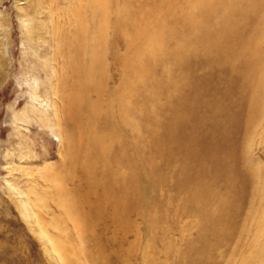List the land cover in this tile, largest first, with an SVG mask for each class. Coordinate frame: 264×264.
<instances>
[{
	"label": "rangeland",
	"instance_id": "374dc122",
	"mask_svg": "<svg viewBox=\"0 0 264 264\" xmlns=\"http://www.w3.org/2000/svg\"><path fill=\"white\" fill-rule=\"evenodd\" d=\"M155 1L131 0L130 10L148 13ZM34 3L0 0V264H63L37 229L40 220L49 223L54 216L62 218L68 264H177L189 242L203 247L197 240L201 225H220L226 234L219 236L215 226L201 233L215 243L212 264H225L241 240L252 245V237L264 229V118L247 133L252 87L246 55L229 52L219 62L193 42V33L181 36L188 9L182 0L167 16L165 49L145 60L142 79L135 80V69L124 66L133 42L113 26L106 35L97 89L86 85L71 105L72 73L54 57L55 41L48 32L66 17L62 11L53 20L46 15L49 6L63 10L71 0H43L37 16ZM122 3L110 0L111 21ZM260 13L244 14L237 33L251 34L261 23ZM211 20L217 24L215 15ZM195 26L203 28V20ZM32 27H37V41L28 34ZM261 35L263 52L264 31ZM130 77V118L136 126L120 122L113 100L111 114L103 106L125 89ZM93 99L104 110L94 122L85 120ZM95 135L110 144L102 160L97 142L86 145ZM254 169L258 175L250 172ZM46 170L60 174L82 221L84 216V230L77 232L57 205ZM40 194L53 197L36 205ZM193 194L202 198L194 201ZM26 199L35 216L22 209L19 200ZM47 229L57 232L51 225ZM232 231L235 235L228 239ZM79 246L78 255L74 248ZM263 247L264 233L248 252L240 249L233 264H264ZM241 255L248 261L241 262Z\"/></svg>",
	"mask_w": 264,
	"mask_h": 264
},
{
	"label": "bare ground",
	"instance_id": "6f19581e",
	"mask_svg": "<svg viewBox=\"0 0 264 264\" xmlns=\"http://www.w3.org/2000/svg\"><path fill=\"white\" fill-rule=\"evenodd\" d=\"M180 1L182 0H157L152 4L150 9H148V13H141L139 9L135 12L130 10L131 0H123L122 6L118 11L119 16L114 21L110 20V13L112 11L110 9V0H71V3L66 8H62L63 10H58V8H55L57 6H49L46 15L47 17L49 16V18H51L50 20H53L54 15L59 16L60 11L63 12L62 16L65 15L66 17V21L62 22V24H59V19L55 21L48 32L50 38L55 41V50L53 51L54 57L60 59L64 69L70 70L72 73L71 83L69 84L70 89H68L70 90V95L68 94L69 96L67 98L68 103L71 105L77 104V101L84 94L83 91L85 90L84 87L86 85L93 86L94 88L97 87V74L101 62V56L103 54V49L106 44V35L109 28H112L113 26L118 28V30L128 41L131 43L133 42V48L129 50L130 52L128 53V56L124 57V66L129 69H135L133 71L135 80L137 78V81L142 79V71L147 70V64L145 60L154 58L160 53L161 50H163V48L165 49L164 44L167 38H169L168 35L170 34V27L168 25V20L166 19L170 13H173L178 9V4ZM185 2L188 9L183 13L186 20L184 22V28L180 31L181 36L187 34L189 31L190 33H193L195 36V41L193 40V42H196V45L197 42H200L201 47L203 46L201 49L204 51V53H210L215 57V59H217V61L219 60V62L222 61L220 58L227 57L223 55L228 54L229 52H232L234 56L237 54L246 55L245 60L248 64L246 65L249 68L247 74L250 76V83L252 87V89L249 88L251 91V96L249 97L250 101L248 107V116L245 120L246 127L248 129L247 133L250 134L252 131H254V128L256 129V126H258L264 118V51L262 52V49H259V43L261 40L260 36H262L261 34L264 31V0H185ZM41 8H43V0H35L32 10V12H34L33 15L37 16L38 13H40ZM254 11H259V13L261 12L259 16L261 23H258V26L253 28V31H251L253 34L251 33L248 36L244 34L243 36L239 35V33H237V29L241 23V17L244 16V14ZM26 14L27 13H25V15ZM213 15H215V18L217 19L216 25L211 20V16ZM198 16L203 17V28L195 30L194 28H196L195 24L197 20L202 22L201 18ZM33 27L30 31L28 30V34L31 37H34L35 29L37 28L36 27L33 29ZM36 34L37 35H35L34 40L37 41L39 40L40 36H38V33ZM52 40L50 41L51 45ZM183 47L184 45L181 48ZM61 79H64V77H61ZM132 82V77L126 79L124 84L126 86L125 89L119 91L118 95L114 97V99L112 98L108 100L103 106L106 107L104 109L105 112L107 110L106 113L111 114V108L113 105L111 101L113 100V102L118 105L120 110V117L118 116L120 122L130 126H136L137 123L135 120L130 118L131 104L128 101V94L133 93ZM101 104V101L96 99H93L92 102L88 103L87 110L89 116H87L85 120L87 119L94 122V119L99 117L104 111L102 110V107H100L102 106ZM74 109L75 108H72L71 110L73 111ZM53 110L54 114L58 116L60 111L57 110L56 107H54ZM88 127L91 128L89 125ZM113 139L114 137H111V143L113 142ZM86 142V145H91L93 142H97V147H99V150L96 151V154L97 158L102 157L101 160L103 159V156L105 157V155L108 153V149L110 148L109 142L105 141L102 135H95ZM255 168H257V166ZM256 170H258V168ZM256 170L254 169L250 172L255 174ZM45 177L48 179L50 185L53 186L54 193L52 195H54V200L56 201L57 205L62 208L66 218L73 223V226L77 232L84 230L86 227V225L83 223L85 222L84 216L82 221L81 215L77 211L78 208L77 203L74 201L75 199L72 198V196H68L69 194H66L63 190L61 182L62 178L60 174L58 172L55 173L53 171H47ZM116 178L117 177L115 176V179ZM144 191L145 190H141V193ZM257 191L260 194H263L264 192H262V190ZM196 192L197 191H195V193ZM51 197L49 195L43 196L40 194L36 196L33 202L36 205H38V203L39 205H42L46 203L48 198ZM192 198L194 201H197L202 197L193 194ZM27 199L22 201L19 200V203L25 212L28 211L29 213L30 211L31 215L29 216H35L36 214L34 210H31L32 201ZM61 219L62 218L58 216H54L49 223L40 220L38 225H36L40 236L51 248V251L54 252L57 257H59L63 264H68V250L65 246V242L61 238L62 236L60 235L63 228ZM48 225H51L53 228L57 229V232H55V234H51L47 229ZM211 226H215L219 236L222 238L225 237L226 234L221 232L222 228L220 225H201V227H199L201 230L200 234L207 228L210 229ZM245 229L246 228L240 229V234L242 233L243 235V233L246 232L244 231ZM233 231L232 234L228 233V239L234 237L235 234ZM263 233L264 229H259L257 232V237H252L251 243L253 244L250 246H246V242H244L245 244L243 245L241 243L242 240L241 242H237L235 246L232 247L228 257L226 256L227 260L225 264H233L235 261V254L238 255V251L240 249L244 252L249 248L252 249V246H255L256 243L259 242V238L263 235ZM200 234L197 240L199 242H203V247L201 248L193 242H189L186 246V249L189 248L188 251L186 252L185 249L184 251L180 252L182 257H179V253L178 255L176 254L177 260H179L177 261V264H206L209 261H211L212 264V260L210 258L212 255V246L215 243L210 242L208 238H205L204 233L201 235ZM239 237L240 236H238V239ZM80 248V246L79 248H74L75 253L78 255L82 252V249ZM246 258L247 256L241 255V259L239 260H242L241 262L244 263L249 259ZM256 260L257 262L261 260L259 252L256 255Z\"/></svg>",
	"mask_w": 264,
	"mask_h": 264
}]
</instances>
